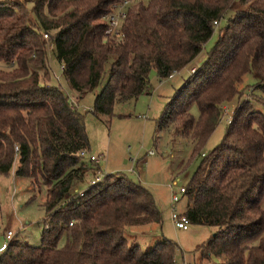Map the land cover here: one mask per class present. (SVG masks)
<instances>
[{"label":"trees","instance_id":"16d2710c","mask_svg":"<svg viewBox=\"0 0 264 264\" xmlns=\"http://www.w3.org/2000/svg\"><path fill=\"white\" fill-rule=\"evenodd\" d=\"M122 1L30 0V10L0 3V177L17 161L16 177L46 189L42 246L10 243L0 264H175L171 241L141 251L125 237L127 228L161 225L141 185L110 174L79 196L87 173L101 169L82 162L84 114L48 84L49 57L76 101L99 89L92 112L110 118L116 105L147 94L152 69L165 80L190 65L220 21L216 43L157 129L171 125L174 136L190 139L188 162L201 157L183 194L188 223L216 228L198 248L199 264H264V114L241 102L221 143L203 153L246 74L258 76L255 102L264 109V0H149L127 8L119 37H105L102 18ZM42 33L54 45L51 56ZM62 234L66 244L57 248Z\"/></svg>","mask_w":264,"mask_h":264},{"label":"rangeland","instance_id":"374dc122","mask_svg":"<svg viewBox=\"0 0 264 264\" xmlns=\"http://www.w3.org/2000/svg\"><path fill=\"white\" fill-rule=\"evenodd\" d=\"M4 1L7 0H0V3ZM18 2L30 10V0ZM148 2L149 0H132L125 10L133 4L146 5ZM225 23L220 21L216 25L212 37L203 46L200 54L190 65L173 74L172 78L159 80L156 71L152 69L149 73L147 94L139 96L136 100L116 105L110 118L96 117L92 112L99 89L76 101L75 94L62 80L60 66L49 57L51 79L48 84L61 87L68 96L75 98L78 111L84 114V127L89 144L87 153L89 156H99L100 175L104 177L119 174L141 185L152 194L155 205L161 213V225L127 228L126 239L139 245L141 251L152 248L163 239L171 241L177 246L175 264H199L198 248L216 232V228L189 224L188 229L182 231L171 223V209L183 212L186 206L183 196H180L178 203L172 205L171 195L177 193L180 187H185L201 157L188 162L192 153L190 139L174 136L171 125L158 130L157 124L174 103L192 71L204 61ZM120 28L121 26L119 30ZM5 66L0 62V69H5ZM258 82L259 78L255 74H246L243 77L239 85L241 95L223 106L222 118L207 141L203 149L204 154L210 153L221 143L227 128L226 119L233 115L241 102L248 101L253 110L264 114L262 106L255 102L262 99L261 93L256 89ZM188 113L197 119L199 115L197 106L191 104ZM82 162L86 165L90 164L86 158L82 159ZM16 167L17 161L8 176L0 177V246L5 242L6 233L10 231L13 235L10 243L38 248L42 246V234L46 224L43 208L46 189L43 185L32 186L28 178L16 177L14 175ZM95 177L92 172H88L77 192L80 193L87 188ZM65 244L66 237L62 234L56 246L63 248ZM256 244L257 241L252 242V245ZM216 262L212 259L210 264Z\"/></svg>","mask_w":264,"mask_h":264},{"label":"built area","instance_id":"2783aa9c","mask_svg":"<svg viewBox=\"0 0 264 264\" xmlns=\"http://www.w3.org/2000/svg\"><path fill=\"white\" fill-rule=\"evenodd\" d=\"M8 2H18L19 0H7ZM132 3V0H123L120 4H115L111 8V12L108 13L106 16L102 18L103 22L106 24V30H105V37H119L120 31L119 27L121 26L122 22L125 19L126 16V7L129 6ZM218 23L214 22V26H216ZM42 39L46 43L47 52L49 55L53 53L54 45L52 42L49 41V36L45 33H42ZM62 69V67H60ZM194 71H192L193 73ZM172 76H170L171 78ZM55 79H57L55 77ZM58 80V79H57ZM70 102L73 107H77V103L75 102V98L70 97ZM232 121V116H228L226 119L227 125H229ZM15 151H17V148H15ZM80 156L83 158H86L88 162L94 163L96 165H99V156L95 155H88L86 151H82L80 153ZM94 175V179L90 181V185H94L95 183H98L103 176L100 175V170H93L91 171ZM175 185V183L173 184ZM172 189V187H170ZM185 192V187H180L177 193H172L171 195V204H176L180 200V196H183ZM79 196H83V191L79 193ZM170 219L171 223L174 225V227L178 230L186 231L188 229L189 223L187 218L183 215V213L177 212L174 208L171 209L170 213ZM12 233L8 231L5 235V242L2 243L0 246V253L4 252L10 242L12 241Z\"/></svg>","mask_w":264,"mask_h":264},{"label":"crops","instance_id":"0c3cea01","mask_svg":"<svg viewBox=\"0 0 264 264\" xmlns=\"http://www.w3.org/2000/svg\"><path fill=\"white\" fill-rule=\"evenodd\" d=\"M172 77H173V76H172ZM172 77H171V78H172ZM13 169H14V168H13ZM185 207H186V206H185ZM184 211H185V209H184ZM184 211H183V212H179V213H184Z\"/></svg>","mask_w":264,"mask_h":264}]
</instances>
